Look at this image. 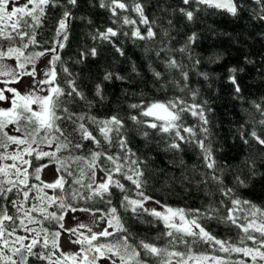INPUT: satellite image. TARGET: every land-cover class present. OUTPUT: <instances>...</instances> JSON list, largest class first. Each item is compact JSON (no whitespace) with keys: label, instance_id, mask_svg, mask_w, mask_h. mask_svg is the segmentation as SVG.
I'll return each instance as SVG.
<instances>
[{"label":"snow or ice","instance_id":"6c2138e0","mask_svg":"<svg viewBox=\"0 0 264 264\" xmlns=\"http://www.w3.org/2000/svg\"><path fill=\"white\" fill-rule=\"evenodd\" d=\"M78 2L0 0V77L7 78L0 83L16 84L25 76L32 78L24 93L15 87L0 88V102L10 104L0 107V162L12 161L0 163V195L7 192L23 197L11 201L18 215L7 211L0 214V264H264V204L240 195V189L248 188L253 180L264 179L260 170L264 166V96L246 99L238 75L245 69H227L232 98L241 103L243 116L234 139L248 151L241 165L232 166L220 162L222 146L214 147L211 101L202 100L200 87L192 83L193 76L210 80V73L200 69L202 61L194 53L198 33L188 34L176 47L172 20L167 21L168 28L157 23L160 18L150 20L142 0H99V6L116 17L112 23L117 27L89 33L92 40L107 41L120 56L126 53L114 39L121 34L152 41L153 46L146 47L145 53L154 54L163 68L157 70L149 60L156 91L173 92L160 99L147 97L143 90L125 88L121 95L127 99L116 106L115 112L101 116L94 109L108 101L105 82L133 84L132 74L140 77L141 73L135 64L129 75L106 70L102 80L94 84L93 95L85 91L79 74L66 66L61 55L70 46L73 13L69 6L74 8ZM181 3L177 10L189 23H194L196 14L205 9L233 17L248 11L264 21V0ZM54 9L61 10L55 20L54 42L45 40L50 46L38 51L41 45L37 35H42L39 30L52 20ZM127 12L135 13L138 19L121 14ZM138 24L146 26L144 32ZM125 25L130 33L122 31ZM98 55V47L93 45L78 50L70 59L83 64ZM45 56L50 57L48 63L38 71L37 64ZM7 60H14L15 68ZM218 60L216 57L209 62ZM245 62L255 63L247 58ZM245 103L248 107L243 106ZM137 137L143 151L136 146ZM11 145L16 148L8 152ZM188 148L199 150L200 164L185 161ZM45 158L61 173L52 182L41 180L43 169L48 167L43 163ZM170 169H179V175ZM98 173L102 174L99 179ZM161 176L165 178L160 187L154 188L153 181L159 182ZM30 177L40 183L30 185ZM177 186L186 193L194 186L208 202L201 208H185L154 195L175 193ZM33 190L35 195L30 196ZM30 199L34 202L29 205ZM80 201L85 206L78 208ZM98 204L104 207H96ZM52 207L56 210L49 211ZM69 211L88 213L90 221L85 223L73 216L75 226L65 228ZM53 222L60 230L45 226ZM210 222L229 230L235 228V237L218 236L209 227ZM133 225H145L156 234H139L133 231ZM62 233L79 246L76 252L61 249Z\"/></svg>","mask_w":264,"mask_h":264},{"label":"trees","instance_id":"16d2710c","mask_svg":"<svg viewBox=\"0 0 264 264\" xmlns=\"http://www.w3.org/2000/svg\"><path fill=\"white\" fill-rule=\"evenodd\" d=\"M142 2L146 5L145 14L150 20L160 18L157 23L162 24L165 28L169 27L167 21L172 20V35L176 38L173 44L176 47L184 42L188 34L198 33L199 39L193 45L194 53L202 61L200 69L210 73V80L204 81L202 78L193 76L192 83L193 86L200 87L201 99L210 100L214 109L212 114L214 127L212 130L215 133L216 141L214 147L216 145L222 146V151L218 152L220 162L232 166L241 165V161L248 154V151L241 141L234 139V135L235 128L243 120V116L241 114V103L232 98V86L227 82V69L234 66L245 69L244 72L238 75L241 77L245 88L244 95L247 100L259 99V97L264 96V75H262L264 74V21L255 19L248 11L233 17L219 10L205 9L196 14L194 23H189L177 10L183 6L181 0H142ZM69 7L73 13L69 36L70 46L62 50L61 55L67 61L66 66L72 72L79 74L80 82L90 96L93 95L92 88L94 84L102 80L106 70L118 72L121 75H129L132 64H135L141 73L140 77H135L132 74L130 78L135 79L133 84L121 81L105 82L108 101L107 103L98 104V107L94 109L96 114L104 116L115 112L117 110L116 106L127 99L121 95L122 90L125 88L136 92L143 90L149 98L163 99L166 95H173L172 91L168 93L157 92L154 86L149 69V60L153 61V66L157 70L163 71V68L156 61L154 54L145 53L146 47L153 46L152 41H140L130 35L124 36L121 34L114 39L117 46L121 47L126 53V56H120L107 41H93L89 35V33H95L97 30L102 31L107 27H117L116 24L112 23L116 17H112L107 8H101L99 0H79L76 7ZM60 11V9H54L52 20L39 30L42 35L38 34L37 40L40 41L41 47L36 50L39 51L50 46V44L44 43L45 40L54 42L52 37L54 35L55 20L59 17ZM117 11L118 13L121 12L119 9ZM121 14L131 15L133 19H138L136 14L132 12ZM79 17L84 19H79ZM137 26L141 28L142 32L146 29L145 25L138 24ZM154 30L159 31L155 26ZM122 31L130 33L131 29L125 25ZM93 45L98 47L99 55L97 57L89 58L83 64H75L70 59L77 56L78 50ZM216 57H219L218 61L209 62L215 60ZM245 58L255 63L247 64ZM176 94L179 95V93ZM243 106L248 107V104L245 103ZM136 146L143 151V143L138 137ZM198 151V149L193 148L187 149L184 159L189 165L201 163ZM153 155H156V153H153ZM160 155L163 156V154ZM47 161L48 159L45 158L43 163H47ZM170 170L179 175V169ZM260 170L264 171V166H260ZM164 178L161 176L159 182L153 181L154 188L158 189ZM230 181L231 177H229ZM154 195L157 198L166 197L167 202L172 206L185 208H201L202 204L208 202V198L205 197L203 192L197 190L194 186H190V191L187 193L177 186L175 193L165 191L155 192ZM240 195L257 204H264V179L257 178L253 180L248 188L240 189ZM113 203H118L117 198H113ZM76 206L78 208L84 207L85 203L80 201ZM96 207H104V205L98 204ZM52 226L53 228H51ZM48 227L54 230L55 224L51 226L49 224ZM209 227L222 238L235 237L237 231L235 228L229 230L224 225L216 222H210ZM133 231L139 234L147 233L150 236L156 234L155 229L149 230L145 225H133Z\"/></svg>","mask_w":264,"mask_h":264},{"label":"rangeland","instance_id":"374dc122","mask_svg":"<svg viewBox=\"0 0 264 264\" xmlns=\"http://www.w3.org/2000/svg\"><path fill=\"white\" fill-rule=\"evenodd\" d=\"M21 2H23V0H21ZM49 58L50 57H48V56L47 57L45 56V57L41 58V62L39 61L37 70L39 69V67L43 68L45 65H47ZM6 63L10 64L13 68H15V61L14 60H7ZM0 79H6V77H0ZM31 83H32V78L29 77V76H25L24 79L22 80V82L20 84H18L15 88H17L21 93H24L25 91H27L29 89V87L31 86ZM5 87H8V86L5 85V86L0 87V88H5ZM6 95H11V94L10 93H6ZM0 107L7 108V107H10V104L8 102H0ZM11 128H12V126L10 125L9 129H8L10 131V134H12L11 133ZM14 134L19 135V133H14ZM15 148H16L15 145H11L8 148V152H12ZM44 150H49V149H47L45 147ZM0 151H3V149H0ZM0 163H9L10 164V163H12V161H10V160L9 161H2ZM25 167H27V166H25ZM56 169H57V165L55 163H52L51 165H48V167L44 168L42 173H41V180H43L44 182H52V181H54L58 177V175H60V173H58ZM100 175H102V174L101 173L97 174V179H99ZM11 178L15 179L14 176L11 177ZM0 179H2V178H0ZM29 184L31 185V184H37V183H35V182L31 183L30 182ZM4 187L7 188L8 185L5 184ZM45 191L48 192L49 195L52 194V190H50V189H46ZM3 194H5L6 197H7L6 202L4 203L7 211H9L12 215H18L16 213V209L13 206L11 201H13V200H17V201L18 200H22L23 199L22 195H14L12 193H7V192H5ZM33 195H35V191L34 190H33L32 193H30V196H33ZM33 202L34 201H32L30 199L29 205L31 203H33ZM148 206L151 207L152 205H148ZM55 210H56L55 207H52V208L49 209V211H55ZM73 216L79 218V220H81V221H83L85 223H88L90 221V215L88 213H84V212H80V211L72 213V212L69 211V213L66 215L65 221H64L65 228H70V227L75 226L77 221L73 219ZM54 224L55 223L53 222V224H50V226L54 225ZM48 225L49 224L46 223L45 226L48 227ZM51 228H53V226ZM54 230H60L59 226L55 224ZM94 230H98V229L94 227ZM19 234L23 235L24 233L20 232ZM59 243H60L61 249L64 252H76L78 250V246L70 242V239H69V236H68L67 233H62ZM58 254L59 253H57V255Z\"/></svg>","mask_w":264,"mask_h":264},{"label":"flooded vegetation","instance_id":"af4514ba","mask_svg":"<svg viewBox=\"0 0 264 264\" xmlns=\"http://www.w3.org/2000/svg\"><path fill=\"white\" fill-rule=\"evenodd\" d=\"M47 57V56H46ZM40 62H41V60H40ZM39 63V62H38ZM37 67H38V64H37ZM39 69H40V67H39ZM39 69H38V71H39ZM7 79V78H6ZM24 79V77L21 79V81L19 82V83H16V84H8V85H6V86H8V87H16L18 84H20L21 82H22V80ZM2 80H4V79H0V81H2ZM3 86H5V85H0V87H3ZM28 158V157H27ZM38 163V162H37ZM47 164L48 165H51L52 163H49V161H47ZM32 171V169L31 168H29V172H31ZM40 183L39 181H37V180H35V178L34 177H30L29 178V183ZM0 197H3L4 198V200H5V202H6V199H7V197H6V195L5 194H3V195H1ZM6 211H7V209H6ZM9 214H11L9 211H7Z\"/></svg>","mask_w":264,"mask_h":264},{"label":"water","instance_id":"95a60500","mask_svg":"<svg viewBox=\"0 0 264 264\" xmlns=\"http://www.w3.org/2000/svg\"><path fill=\"white\" fill-rule=\"evenodd\" d=\"M0 85H4L3 83H0ZM5 200L3 197H0V214H3V212L6 211V207H5ZM111 239V238H110ZM102 242H104L103 238H102Z\"/></svg>","mask_w":264,"mask_h":264}]
</instances>
